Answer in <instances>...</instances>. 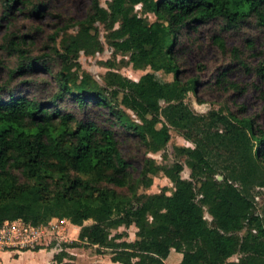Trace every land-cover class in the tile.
Instances as JSON below:
<instances>
[{
  "label": "trees",
  "instance_id": "1",
  "mask_svg": "<svg viewBox=\"0 0 264 264\" xmlns=\"http://www.w3.org/2000/svg\"><path fill=\"white\" fill-rule=\"evenodd\" d=\"M138 5L155 20L138 15ZM3 6L9 17L14 10L39 15L45 4L3 0ZM213 21L229 31L253 22L264 32V0H110L107 8L91 0L85 18L64 28L76 27V33L65 35L58 48L60 31L54 32V45L38 56L28 47L29 35L11 33L4 49L16 63L0 83V226L16 219L34 226L67 219L79 227L76 246L109 250L114 264H166L172 250L182 254L178 264H264V224L248 194L264 187V128L255 118L229 110L195 112L185 100L199 80L180 79L181 38ZM97 24L108 31L115 54H129L134 69L150 72L132 81L108 70L104 87L89 73H79L81 52L103 50ZM213 40L224 49L220 37ZM53 60L60 63L56 73L49 66ZM253 70L264 85V60ZM36 71L51 75V95L31 96L21 89L31 85L25 78ZM159 71L173 80L157 81ZM69 97L80 110L88 103L107 108L111 124L100 126L67 112L62 104ZM112 125L136 137L148 152L167 146L170 128L194 147L174 146V163L160 168L145 159L133 178ZM217 151L238 170H221L212 158ZM184 166L190 179L181 176ZM160 170L173 184L172 194L140 192ZM87 220L92 223L85 225ZM131 226L136 238L128 241L118 229Z\"/></svg>",
  "mask_w": 264,
  "mask_h": 264
},
{
  "label": "rangeland",
  "instance_id": "2",
  "mask_svg": "<svg viewBox=\"0 0 264 264\" xmlns=\"http://www.w3.org/2000/svg\"><path fill=\"white\" fill-rule=\"evenodd\" d=\"M40 1L44 2L45 7L39 15L31 14L30 10H23V12L14 10L9 17H5L3 0H0V83L7 80V69L12 68L16 63L15 58L10 57L4 49L5 41L11 33L19 36L29 35L25 39L29 42L28 47L33 55L47 53L48 46L46 45H54L50 41V36L54 32L60 31L57 37L59 48L60 40L65 35L75 34L78 29L72 27L64 30L65 26L69 25L71 20L84 19L91 6V0H33V3ZM109 2L110 0H100L104 8L108 7ZM135 12L150 22L155 20L153 14H144L140 5L135 7ZM221 26L219 21L200 24L196 30H189L180 40V45L176 50L181 70L180 79L186 81L190 78H198L199 80L196 91L189 92L185 102L197 113L222 109L229 110L240 117H253L259 126L264 128V85L253 70L264 60V32L253 22L238 31L223 30ZM96 27L103 50L92 55L81 52L78 58L79 73L83 71L89 73L95 81L104 87V76L108 70L117 72L132 81H138L141 76L150 72L148 68L145 70L134 69L128 62L129 54H115L113 48L107 43L108 31L106 28L101 24H97ZM214 36L220 37L223 41V50L213 40ZM108 62H111L113 66L109 67ZM49 66L54 73L60 70L58 60L51 61ZM223 73L224 75H222ZM154 74L156 80L161 83L173 80L172 74L163 71ZM23 79L24 77L18 81L19 85ZM25 79L31 85L20 87L28 91L31 96L44 97L54 92L51 75L45 71H36L33 76ZM17 80H14L12 85H15ZM110 90L108 89L109 92ZM62 106L79 119L93 120L100 126L111 124L107 108L88 103L85 110H80L70 97L63 102ZM128 112L135 122H139L131 111ZM112 126L119 149L129 163V171L133 178L139 177L145 159H152L154 166L160 168L162 165L174 163V146L194 147L190 141L170 128V140L167 146L159 152H148L136 137L124 134L118 130L117 126ZM212 158L220 169L228 174L238 170L235 164L230 163L226 156L218 151L212 155ZM189 174V169L184 166L181 176L190 179ZM152 179V185L146 189L140 188V192L152 194L166 189L167 194L171 195L174 191L173 184L161 170L152 176ZM248 194L253 198L257 213L264 224V187L255 186L248 190ZM205 217L208 220L211 219L208 214H205ZM91 223V220L85 221V225ZM42 230L40 229L41 233L37 235L39 238L34 244V248L30 249L34 251L42 249L45 253L26 256L19 262L3 258V264H62L63 262L114 264L109 250L98 253L96 246H87L83 243L76 246V243H79V227L67 219L53 218L46 225H42ZM118 232L126 233L125 240L133 241L136 238L134 226L120 227ZM112 233L114 234V231ZM0 250L13 252V256L19 252L7 248ZM57 257H63V262L59 263ZM237 258L238 256H233L231 260Z\"/></svg>",
  "mask_w": 264,
  "mask_h": 264
},
{
  "label": "built area",
  "instance_id": "3",
  "mask_svg": "<svg viewBox=\"0 0 264 264\" xmlns=\"http://www.w3.org/2000/svg\"><path fill=\"white\" fill-rule=\"evenodd\" d=\"M40 229L42 225L34 226L22 219L5 221L0 226V249L31 250L39 238Z\"/></svg>",
  "mask_w": 264,
  "mask_h": 264
},
{
  "label": "crops",
  "instance_id": "4",
  "mask_svg": "<svg viewBox=\"0 0 264 264\" xmlns=\"http://www.w3.org/2000/svg\"><path fill=\"white\" fill-rule=\"evenodd\" d=\"M45 253L44 250L40 249L38 251L34 250H26V251H19L17 255L13 256V252L10 251H1L0 250V264H3V258H9L15 260V262L21 261L26 256H36L37 254ZM15 254V252H14ZM182 260V254L176 251H171L165 260L166 264H178ZM48 263V262H47ZM46 264V263H45Z\"/></svg>",
  "mask_w": 264,
  "mask_h": 264
}]
</instances>
